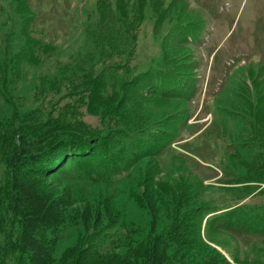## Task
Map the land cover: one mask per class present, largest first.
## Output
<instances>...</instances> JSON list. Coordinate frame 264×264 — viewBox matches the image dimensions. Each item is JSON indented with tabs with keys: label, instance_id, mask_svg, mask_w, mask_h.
<instances>
[{
	"label": "rangeland",
	"instance_id": "rangeland-1",
	"mask_svg": "<svg viewBox=\"0 0 264 264\" xmlns=\"http://www.w3.org/2000/svg\"><path fill=\"white\" fill-rule=\"evenodd\" d=\"M20 132L84 142L56 264L178 227L170 264H264V0H0V188Z\"/></svg>",
	"mask_w": 264,
	"mask_h": 264
},
{
	"label": "trees",
	"instance_id": "trees-1",
	"mask_svg": "<svg viewBox=\"0 0 264 264\" xmlns=\"http://www.w3.org/2000/svg\"><path fill=\"white\" fill-rule=\"evenodd\" d=\"M13 143L15 145L8 158L10 181L5 189L0 188V234L8 222L17 228L15 237L7 244L17 254L18 264H56V241L44 234L65 223L72 200L66 191L55 190L49 179L55 176V169L63 156H68L70 160L81 156L83 149L79 150V147L84 142L66 133L20 132ZM152 215L154 217V213ZM88 220L90 217L86 214L84 222L87 224ZM227 221L223 226L234 230L236 225ZM182 235L178 227L168 234L151 238L142 262L115 254L109 257L100 255L91 263H83L71 249L65 253L60 264H170L169 249L174 242L182 241Z\"/></svg>",
	"mask_w": 264,
	"mask_h": 264
}]
</instances>
